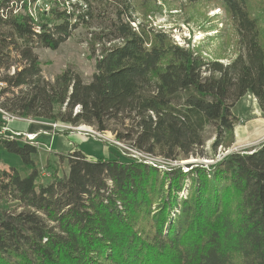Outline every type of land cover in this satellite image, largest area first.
I'll return each instance as SVG.
<instances>
[{
	"label": "trees",
	"instance_id": "16d2710c",
	"mask_svg": "<svg viewBox=\"0 0 264 264\" xmlns=\"http://www.w3.org/2000/svg\"><path fill=\"white\" fill-rule=\"evenodd\" d=\"M40 1L0 0V106L10 114L87 124L178 161L231 147L246 94L264 113L255 0H186L228 13L240 48L228 63L147 20L168 0H48L38 18ZM79 26L100 48L92 79L70 67L47 79L36 49H57ZM0 145L28 171L0 168V264H264V141L187 170L74 148L57 154L69 171L50 181L36 144L1 131Z\"/></svg>",
	"mask_w": 264,
	"mask_h": 264
},
{
	"label": "rangeland",
	"instance_id": "374dc122",
	"mask_svg": "<svg viewBox=\"0 0 264 264\" xmlns=\"http://www.w3.org/2000/svg\"><path fill=\"white\" fill-rule=\"evenodd\" d=\"M47 1L41 0L32 8L33 13H36L38 18L42 16V10L47 6L49 7ZM253 10L260 18L264 42V0H255ZM146 17L154 27L163 29L171 34L177 43L194 46L209 58H221L222 62L228 63L239 52L240 48L230 16L221 9L211 8L208 4H191L186 0H168L160 7L155 8L152 13L149 12ZM36 52L42 62L43 73L47 79L53 80L58 73L70 67L76 70L85 82H89L96 71V60L99 56L100 48L94 42L93 29L79 26L57 49L40 47L36 49ZM233 111L238 117L235 125V141L228 149L220 147L213 157V163L230 152H244L245 149H252L264 141V113L259 108L257 99L252 94H246L242 97L236 103ZM59 125L66 124L59 122ZM75 129L77 131L73 130L72 133L50 134L51 142L48 141L47 144L53 147L54 150H61L62 154H67L74 148H81L93 158L104 154L103 145L105 142L79 133L81 131L87 135H96L97 130L87 124L77 125ZM54 140L55 142L53 143ZM210 143L211 140L207 141L206 146H204L206 152L210 150ZM110 151L114 152L113 147ZM4 153L6 154L0 149V162H5L0 168H8L10 166L7 165L8 160L3 156ZM45 153L46 151L42 148L34 156L39 166L40 174L45 181H50L55 171H58L60 175L68 173L69 168L66 161L58 160L56 155H53L50 157L51 161L49 160L48 165ZM7 155L11 154L8 153ZM11 157L14 159L13 162H16L17 159L18 165H15V167L23 175H26L28 171L22 165L20 157L15 154H12ZM206 157L209 156H191V158L178 160V162L183 163L182 167H186L189 163H206V160L212 159ZM162 164L166 165L164 162ZM157 167L164 169L162 166L157 165ZM172 167L174 166H170V168ZM185 169L187 170L188 168L186 167ZM2 203L3 201L0 197V206ZM7 203L13 207L17 204L15 201Z\"/></svg>",
	"mask_w": 264,
	"mask_h": 264
},
{
	"label": "built area",
	"instance_id": "2783aa9c",
	"mask_svg": "<svg viewBox=\"0 0 264 264\" xmlns=\"http://www.w3.org/2000/svg\"><path fill=\"white\" fill-rule=\"evenodd\" d=\"M48 6L46 7V10H48ZM1 86H3V83H0ZM0 116H1V122L3 124L2 130L4 132H9L11 135H17V136H23L24 140L30 141L31 143H34L37 145L38 143V136L39 134H46L50 135L53 133H58V131H63L66 129H71L77 131L75 129V126L66 124V125H59V121H42L44 125H46L48 128L41 129L36 132H27V131H16L8 126V122L11 121L12 119L18 118L17 116L10 114L7 110L3 109L0 106ZM82 133V132H80ZM85 135V134H83ZM85 136H90L96 139H99L105 143H108L112 145L113 147H116L118 152L122 156L130 157V158H137V157H146L150 158L151 160H158L160 162H164L166 165L169 166H181L182 164L179 163L177 160H169V159H163V158H157L156 156H153L150 153L144 152L142 150H139L137 147L133 146L129 142L122 141L117 139L111 132L109 131H96V135H85ZM213 162L214 160L211 159ZM211 162V163H212ZM184 169L186 167H183Z\"/></svg>",
	"mask_w": 264,
	"mask_h": 264
},
{
	"label": "crops",
	"instance_id": "0c3cea01",
	"mask_svg": "<svg viewBox=\"0 0 264 264\" xmlns=\"http://www.w3.org/2000/svg\"><path fill=\"white\" fill-rule=\"evenodd\" d=\"M0 120H1V116H0ZM42 121H46V120H43V119H40V118H24V117H18V118H15V119H12L11 121H9L8 122V126L10 128H12V129L16 130V131H24L25 130L27 132H36V131H39L41 129L48 128L46 125H44L42 123ZM2 126H3V124L1 123L0 132L3 131L2 130L3 129ZM72 132H73V130L70 131V133H72ZM82 134L87 135L84 132H82ZM20 138L22 140L24 139V137L22 135L20 136ZM37 140H38L37 146H38L39 151L42 148L44 149V151H46L45 155H46V160L47 161L50 160V157L51 156L56 155V158H58L57 154L62 153L61 150H54L53 147H50V145L47 144L48 141L51 142V138H50L49 135L41 134L40 133ZM54 142H55V140L53 141V143ZM103 146H104V149H105L104 154H102V156H97V157H108V156H112V152L110 151L111 148L107 147L106 144H104ZM0 149L2 150V152H6V154L4 153L3 156L5 157V159L8 160L7 165H10V166L18 165L17 164L18 163L17 159H16V162H13L14 159H12L13 157H11V155L14 154V153L11 154L7 150H5V148L2 145H0ZM79 149L82 150L81 148H79ZM39 151H38V153H39ZM82 152H84L85 154H87L84 150H82ZM8 153L11 154V155H7ZM87 155L89 157H92L93 158V156H90L89 154H87ZM20 159H21V157H20ZM21 161H22V159H21ZM3 163H5V162H0V167H1V165H3ZM36 164H37V162H36ZM22 165L24 166L23 161H22ZM37 166H38V164H37Z\"/></svg>",
	"mask_w": 264,
	"mask_h": 264
},
{
	"label": "bare ground",
	"instance_id": "6f19581e",
	"mask_svg": "<svg viewBox=\"0 0 264 264\" xmlns=\"http://www.w3.org/2000/svg\"><path fill=\"white\" fill-rule=\"evenodd\" d=\"M83 128H85V127H83ZM153 155V154H152ZM154 156H156V155H154ZM157 157V156H156ZM157 158H160V156H158ZM133 159H136V160H138V161H142V162H145V163H148V164H152V165H154V166H162V168H164V169H169L170 168V166L168 167V166H166V165H164V164H162V162H160V161H158V160H151L150 158H146V157H137V158H133ZM211 160H206L205 162L206 163H209ZM183 164V163H182Z\"/></svg>",
	"mask_w": 264,
	"mask_h": 264
},
{
	"label": "water",
	"instance_id": "95a60500",
	"mask_svg": "<svg viewBox=\"0 0 264 264\" xmlns=\"http://www.w3.org/2000/svg\"><path fill=\"white\" fill-rule=\"evenodd\" d=\"M212 161H210L209 163H211ZM213 163V162H212Z\"/></svg>",
	"mask_w": 264,
	"mask_h": 264
}]
</instances>
